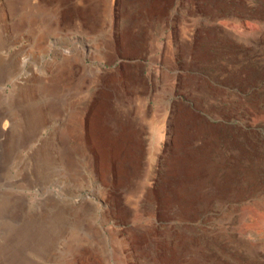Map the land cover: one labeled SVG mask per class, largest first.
<instances>
[{"label":"rangeland","instance_id":"1","mask_svg":"<svg viewBox=\"0 0 264 264\" xmlns=\"http://www.w3.org/2000/svg\"><path fill=\"white\" fill-rule=\"evenodd\" d=\"M0 264H264V0H0Z\"/></svg>","mask_w":264,"mask_h":264},{"label":"bare ground","instance_id":"2","mask_svg":"<svg viewBox=\"0 0 264 264\" xmlns=\"http://www.w3.org/2000/svg\"><path fill=\"white\" fill-rule=\"evenodd\" d=\"M3 128H5V127H3Z\"/></svg>","mask_w":264,"mask_h":264}]
</instances>
